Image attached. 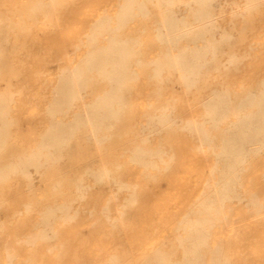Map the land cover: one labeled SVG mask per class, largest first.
Segmentation results:
<instances>
[{
  "label": "rangeland",
  "instance_id": "1",
  "mask_svg": "<svg viewBox=\"0 0 264 264\" xmlns=\"http://www.w3.org/2000/svg\"><path fill=\"white\" fill-rule=\"evenodd\" d=\"M38 1L47 8L32 13ZM51 1L0 0V96L11 98L0 165L41 154L26 174L0 181V264H264V138L247 146L220 213L202 229L190 222L210 187L221 186L234 124L252 110L243 102L264 91V0H213V30L172 49L158 37L156 0H135L121 22L126 0ZM176 2L169 15L187 22L202 9ZM104 18L105 33L92 40ZM210 40L218 46L207 59L216 63L195 83L182 70L154 78L168 52H197ZM114 46L129 79L109 83L93 73L80 98L53 117L63 75ZM104 98L100 142L81 130L56 153L42 148L53 122L69 124ZM50 210L56 217L42 238Z\"/></svg>",
  "mask_w": 264,
  "mask_h": 264
},
{
  "label": "bare ground",
  "instance_id": "2",
  "mask_svg": "<svg viewBox=\"0 0 264 264\" xmlns=\"http://www.w3.org/2000/svg\"><path fill=\"white\" fill-rule=\"evenodd\" d=\"M55 1L57 0H52L50 4H48V7L56 5ZM134 1L135 0H126L121 13L120 22L125 21L133 14ZM156 1L161 15L159 20L161 25L158 28V37L159 40L169 49L180 47L181 40L186 38H204L206 32L209 33V31H212L214 28L215 19L208 9L213 6V0H191L190 4L200 5L202 8L194 14L195 19L192 23L187 22V20H184L183 18L177 19L172 15H169L173 13L172 7L177 5L176 1L178 0ZM46 8L47 7L43 3L38 1L32 10V13ZM107 24L108 21L106 18L100 20V25H98L100 30L94 33L92 40H96L99 36H102V34L105 33L104 28ZM217 46L218 45L215 44L213 40H210L203 46L199 47V51L197 52L193 50H187L184 52L179 51L176 55L168 52L167 58L157 63L154 78H158L161 72L165 70H182L185 72V82L195 83L197 77L202 73L205 66L210 63H216L215 60L209 61L207 58L211 53L210 50L215 49ZM121 50V47L114 46L111 51H108L107 56H88L80 67L75 69L73 72L64 74L56 90L55 101L51 105L49 113L54 117L57 114L65 112L66 109H69L72 103L80 98L82 90L88 86L86 83H92L93 73H97L100 76L108 78L109 83H125V81L129 79L127 76V58L124 54L119 61L115 58L117 52H121ZM10 100L11 98L8 91L0 96V155L6 146L5 135L8 128L6 117L8 114V105ZM242 105H247L251 107L252 110L249 116H245L240 119L238 118L237 122L234 124L235 138L232 140L233 145L232 147H226V152L223 155L226 163L224 169L220 172L221 186L219 188L211 186L209 189L210 197H208L200 205L201 209L194 212L196 217L190 220L191 224L195 227L193 231L195 229H202L206 225L210 224L212 221L211 218L220 213L219 201L225 198H230L234 195V176L246 157L247 146L264 138V91H262L260 96L251 95L248 100L243 102ZM107 107V100L105 98L100 99L95 104L90 106L85 114L78 115L76 119L69 124H65L62 121L53 122L43 142L42 148L53 149L56 153L62 146L70 143L74 136L81 130H84L89 138L100 142L98 134L104 131L106 126L107 116L105 115V112ZM254 108L256 110H254ZM224 111L225 109L221 110V112ZM224 118V115H219L218 117H211L210 119H219L221 121ZM204 136L205 140H207L206 134ZM40 157V153H30L19 160L11 157V161L8 165H0V181L8 178L14 172L26 174V169L29 166H38L40 164ZM134 160L138 161L137 154L135 155ZM96 176L102 180L106 177V174L99 173ZM27 201L29 200L27 199ZM62 215L65 219L70 218L67 207L62 208ZM55 217L56 213L54 210H50L45 214L43 218L45 230L42 233V238L48 237V227Z\"/></svg>",
  "mask_w": 264,
  "mask_h": 264
}]
</instances>
